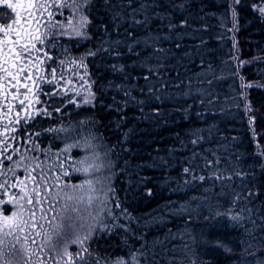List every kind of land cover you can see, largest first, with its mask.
Here are the masks:
<instances>
[{"label":"trees","instance_id":"obj_1","mask_svg":"<svg viewBox=\"0 0 264 264\" xmlns=\"http://www.w3.org/2000/svg\"><path fill=\"white\" fill-rule=\"evenodd\" d=\"M81 1L87 34L68 48L85 58L94 105L53 99L36 127L45 148L54 124L92 117L108 144L117 232L102 254L179 233L174 243L206 249L210 264H264L262 0ZM240 239L249 251L214 246Z\"/></svg>","mask_w":264,"mask_h":264},{"label":"rangeland","instance_id":"obj_2","mask_svg":"<svg viewBox=\"0 0 264 264\" xmlns=\"http://www.w3.org/2000/svg\"><path fill=\"white\" fill-rule=\"evenodd\" d=\"M49 1L54 14L44 15V19L48 22L45 25L41 22L40 31L46 32L47 35L44 37V43H37V47L40 49L38 57L44 55L50 60L52 68L46 76L38 77V83H42L44 88L42 92L38 89L42 98L39 100L38 96V115L49 111L47 108L54 103L53 99H58L57 102L65 106L74 103L76 108L90 107L95 102L85 58L70 54L68 48L69 42L74 40L83 42L86 37L89 26L86 7L81 0ZM262 7L264 0L257 4V10ZM261 14L264 16V13ZM85 20L86 22L82 23ZM73 29L83 34L77 35ZM237 60L236 57L230 59L233 63ZM46 117L49 121L52 120L47 115L44 119H47ZM70 118L71 116L66 117L67 121L54 124L53 128L49 129L48 132L55 140V146L48 144L43 148L37 132V146L34 147V143L29 142L28 139V143L22 145L19 156H16V161L10 164L12 171H9L7 178L12 177L14 171L21 187L24 185L27 187L24 191L19 187L20 191L15 203H12L13 191L9 200L4 199L6 203L4 217H11L13 213L19 212L22 219L29 220V224H32L29 210L34 208L36 211L34 220L38 226L24 227L22 230L12 229L15 235L5 236L4 233L8 229L0 222V241H2L0 253L3 254L0 260L7 259L12 264H25V262L27 264H118L121 261L123 264H210L208 259L211 254L207 253L206 249L192 248L186 243L176 245L174 242L180 240L179 233L161 235L153 238L151 243L147 240L145 246L137 245L135 249L130 248L126 258H117L112 253L102 254L100 251L102 241L108 240L117 232L115 225L111 223L114 213L116 220V210L112 205L115 163L108 144L94 129L95 119L82 117L79 120H70ZM33 176L36 180L31 179ZM87 181H91V185ZM90 187L95 188V192H91ZM33 188L40 193L39 196L32 191ZM25 193L33 197L32 204L27 203ZM65 194L82 197L83 200L82 202L67 201ZM90 195L91 204L88 202ZM37 200L40 203H37ZM66 203H75L79 208L78 212L71 213L77 226L70 235L64 237L59 247L54 248L53 244L63 232L57 225L67 215L63 210ZM20 204L24 205L23 209L19 208ZM119 214L125 215L123 211ZM41 215L45 219H41ZM234 221L241 223L244 219L240 220L237 217ZM37 232L41 235H36ZM44 233H47V237L43 235ZM17 236L20 238L18 242ZM49 237L51 242H48ZM33 238L35 243L32 242ZM240 240L242 242L239 241L232 247L223 242H218L214 246L223 245L227 251L232 248L237 250V247L249 251L250 244L244 243V239ZM13 243L16 249H21L23 246L26 251L17 252L15 256L8 255L12 251L10 244ZM64 245L71 255L64 253ZM159 246L162 248L161 251L158 250ZM232 264L256 263L255 259L248 260L247 257L241 256Z\"/></svg>","mask_w":264,"mask_h":264},{"label":"snow or ice","instance_id":"obj_3","mask_svg":"<svg viewBox=\"0 0 264 264\" xmlns=\"http://www.w3.org/2000/svg\"><path fill=\"white\" fill-rule=\"evenodd\" d=\"M236 3H239L240 0H235ZM68 6V5H61ZM49 5L47 0H16L15 3L8 2L6 4L7 9H11V12L15 15H8L9 20L0 19V24H3L4 27H0V32H3V40H0V71L3 72L2 79L5 81V98H7V87L11 85V87L19 88L20 87V77L21 74L26 73L27 75L24 77L25 79H31L32 73V65L34 60H39V57H33V52H39L40 49L36 47L37 43H44V37L47 33H42L40 31L41 24L40 20L42 19V12L47 11ZM259 11L264 13V7L260 8ZM51 13H49V16ZM82 21V23H85ZM73 31H76L73 29ZM77 35H82L83 33L76 31ZM14 37V38H13ZM47 55V53H45ZM53 75L55 70H52ZM27 87V85H24ZM19 95V92L13 95V99H15ZM23 103V100H21ZM8 159H11L9 156ZM39 165H37L38 167ZM12 171V169H8ZM43 178V177H42ZM31 179L36 180V177L33 176ZM201 180L204 177L200 178ZM89 185H91V181H87ZM27 186L24 185L21 187V191H24ZM82 187V186H81ZM32 191L36 193V196H39L40 193L33 188ZM91 192H95V188L90 187ZM27 196V193H25ZM23 199V197H22ZM65 199L67 201H78L82 202L83 198L73 195L65 194ZM92 197L91 195L88 197V202L91 204ZM40 203L39 200L36 201ZM27 203H33V197L27 196ZM20 209L24 208L23 204L19 205ZM63 210L67 215L61 219L60 224L57 225L58 228L62 229V235L59 239H57L56 243L53 244L54 248L59 247L63 243L64 237L70 235L76 229V221L71 213H75L79 211V208L75 203L73 204H65L63 206ZM29 219L32 220V224H29V220H24L21 217L19 212H15L11 217H4L3 227L7 228L8 231L4 233L5 236L15 235L12 229H23L24 227H36L38 226L37 222L34 220L36 215L35 209L29 210ZM41 219H45L43 215H41ZM233 220L237 219V217H232ZM50 223V221H49ZM36 235H41L40 232H37ZM47 237V233H44ZM19 237H16L17 242L19 241ZM27 239V237H25ZM87 239V237H85ZM35 243V238L32 240ZM48 242H51V238H48ZM2 244V241H0ZM10 248L12 251L8 253V255L15 256L17 252L26 251V248L23 246L21 249H16L15 243L10 244ZM64 253L67 255H71L67 252V246L64 245ZM86 251V249H85ZM3 254L0 253V256ZM0 264H12L10 260L3 259L0 260ZM27 264V262H25ZM118 264H123V262H118Z\"/></svg>","mask_w":264,"mask_h":264},{"label":"flooded vegetation","instance_id":"obj_4","mask_svg":"<svg viewBox=\"0 0 264 264\" xmlns=\"http://www.w3.org/2000/svg\"><path fill=\"white\" fill-rule=\"evenodd\" d=\"M8 2L15 3L16 0H0V19L9 20L6 13L15 15L11 12V9L6 8ZM49 5L47 11L42 12L41 22L45 25L48 21L44 19V15L51 13L54 14L52 4L47 0ZM10 22V20H9ZM0 27H4L0 24ZM14 38V37H13ZM0 40H3V32H0ZM37 47V45H36ZM38 48V47H37ZM33 57L38 56V52L32 53ZM50 60L44 55H41L39 60H34L32 65L31 79H25L26 73L21 74L20 87L17 89L8 85L7 98H5V81L2 79L3 72L0 71V222L3 223L6 203L4 199L10 197L11 191L14 193V199L12 203H15L19 195L18 183L19 178L16 173L10 178H7L9 173L8 169L13 161H16V156H19L22 150V145L29 142L34 143V147L37 146L36 134H37V108H38V96L44 88L42 83H38V77L46 76L50 70ZM39 75V76H38ZM27 85V87H24ZM40 87V88H39ZM39 89V91H38ZM19 92V95L13 99V95ZM39 92V94H38ZM23 100V103H21ZM30 128V129H29ZM11 159H8V157ZM15 166V165H13ZM10 176V174H9ZM7 179L8 181H6ZM10 204V203H9ZM11 205V204H10Z\"/></svg>","mask_w":264,"mask_h":264},{"label":"bare ground","instance_id":"obj_5","mask_svg":"<svg viewBox=\"0 0 264 264\" xmlns=\"http://www.w3.org/2000/svg\"><path fill=\"white\" fill-rule=\"evenodd\" d=\"M186 243V245H188V246H190V247H192V248H194V246H193V244H191V243H189V242H185ZM179 244V243H178ZM181 244V243H180ZM177 245V244H176ZM234 261H237V259H231V261H229V262H225L224 264H232Z\"/></svg>","mask_w":264,"mask_h":264}]
</instances>
